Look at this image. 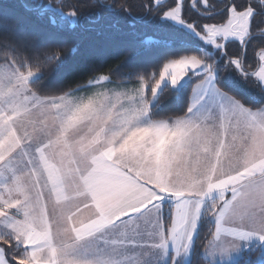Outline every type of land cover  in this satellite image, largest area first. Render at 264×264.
<instances>
[{
  "label": "snow or ice",
  "instance_id": "snow-or-ice-1",
  "mask_svg": "<svg viewBox=\"0 0 264 264\" xmlns=\"http://www.w3.org/2000/svg\"><path fill=\"white\" fill-rule=\"evenodd\" d=\"M0 264H264V0H0Z\"/></svg>",
  "mask_w": 264,
  "mask_h": 264
},
{
  "label": "trees",
  "instance_id": "trees-1",
  "mask_svg": "<svg viewBox=\"0 0 264 264\" xmlns=\"http://www.w3.org/2000/svg\"><path fill=\"white\" fill-rule=\"evenodd\" d=\"M7 2H9V3H15V0H7ZM45 2H47V0H45ZM146 32L148 33V35H151V30H146Z\"/></svg>",
  "mask_w": 264,
  "mask_h": 264
}]
</instances>
